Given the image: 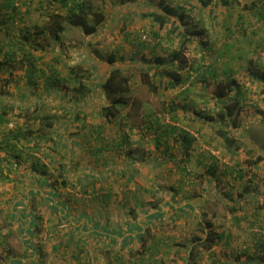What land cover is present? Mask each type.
<instances>
[{"label":"rangeland","instance_id":"obj_1","mask_svg":"<svg viewBox=\"0 0 264 264\" xmlns=\"http://www.w3.org/2000/svg\"><path fill=\"white\" fill-rule=\"evenodd\" d=\"M93 1L97 6L102 5L100 8L103 9L107 18L97 35L86 38L79 28L66 22L67 30L65 34H62L61 41L56 44L57 47H51L55 40L51 35V40H42L43 49H48L49 52V61L52 66L50 70H56L59 74L56 76L59 78L58 87L52 88L55 92H47V94L41 92L43 88L46 90L48 79L43 74L42 63L38 59L35 60L39 66L37 74L34 75L35 82L31 83L25 78V69L29 64L20 57L29 58L30 55H34L32 48L28 49L30 55L26 57L24 55L27 53L26 47L18 46L19 59L17 58L16 61L15 57L10 59L9 53L5 55L1 51L0 59L7 57V62L3 70H0V101L14 107V111H11L8 116L11 120L6 129L18 125L25 131H32L33 135H37L40 130L48 135L42 140L44 154L41 153L40 159L48 166L47 171L51 174V181L54 182L52 187L55 190V200L60 203L67 199L70 211L68 215H72L75 220L78 218L76 211L78 206L74 204H79L78 198L82 202L89 200L90 197L85 198L79 192L80 190H77V186L72 183L76 180L74 177L78 175V182L82 183L87 181L95 183L101 177L105 181L112 180L113 176L122 178L118 174L115 175L111 167H101L99 163H105L104 159L107 160V157L97 162L99 170L95 173L92 171L93 168L90 169L91 167H87L88 171L82 168V162L92 160V150L101 148L102 143L108 145V149H114L111 150L113 155H110V158L112 159L119 158L120 154H126L135 148L148 152L154 148L160 149V157L164 158L166 155L170 157L166 160L164 158L163 161L169 165L168 167L174 169L172 174L169 173V177L164 178H170L171 184L177 183V186H180L178 192L173 195L174 198L171 199L181 202L186 198L200 197L203 200L202 206L194 211L185 210L184 213L169 212L165 220L153 224L148 236L142 239V246L149 245L143 254H138L137 245L125 249L118 247L113 254L111 250H107V247L98 246L99 250L108 251L111 255L109 261L107 258L101 260L100 254H95L94 249L80 244L82 246L78 251V246L72 244L73 239L70 242V236H73L71 234L75 233L72 227L67 229V233L62 237L58 232V218L61 217V212L54 210V207L50 206V201L43 200L41 195L35 198L27 197L29 192L27 189L30 186L25 181H28L31 176L28 174L31 160L24 161L21 157L16 168L9 171L5 151L1 148L0 165L6 171L8 179L0 181V229L2 233H9V229L12 232L5 241L3 239V244H0V249H4L5 252H0L3 255L7 252L12 256L22 255L25 252L28 243L20 229L24 227V224L28 226L29 216L25 215L23 222L16 220L10 228L6 225L9 221V212L15 209V202L25 197L29 209L37 218V226L40 227L39 232L36 231L29 239L42 248L44 256L40 261L41 264H264V210L257 211L258 202L252 198L259 191H263L261 196L264 197V160L256 165L248 162L256 158L261 150L264 151V81H260L255 72L260 68L259 65L264 66V19H259L258 16V9L263 8L264 0H235L238 3L232 2L231 5H225L222 0H212L208 5L203 4V0ZM246 3H255L256 8L245 7ZM12 4L18 10L26 6L42 8L41 12L3 14L8 19L12 17L19 20L16 24L17 28L23 30L28 26L34 28L36 27L34 25L43 24L49 19L45 9L52 11L59 7L56 0H12ZM157 4H166L175 13V15H169V20L164 26H160L153 17L144 15L148 10L159 9L155 6ZM0 5L1 7L6 5L5 0H0ZM179 15H182V21L184 25H188L187 28L190 31L196 29L203 32L191 34V40L185 43L184 36L175 29L178 24L183 26V23L178 20ZM191 22L197 25L194 26ZM26 30L30 31V29ZM13 33L16 31L12 30L11 35ZM11 35L1 41L4 49L7 47L13 49L10 47ZM227 45L229 51L231 50L230 53L225 51L226 48L222 50ZM220 50L225 55L219 57ZM84 51H88L90 62H80ZM176 53H180L181 62L168 63L167 67L178 71L183 80L174 88L167 89L164 88V84L168 77L161 79L156 74L152 62L149 61L158 56L165 57L169 61ZM64 57H69L78 64V72L73 73L74 76L70 75L66 69L67 66L62 62ZM109 57L114 58L111 61L112 65L120 67L123 75L131 76V88L125 96L126 103L122 106L119 115L122 121L105 122L103 138H94L97 132L93 133L91 129L94 128L96 120L101 117L106 120L103 106L111 103V99L118 95L114 93L110 95L104 91L100 104L94 110L97 117L94 124V118H92L94 113L88 116L78 109V116L83 117L84 120L74 121L71 125L69 124L70 126H56V132H60L58 136L55 134V128L51 130L42 126L35 117L38 112L41 113V110L44 114L61 115L58 107L65 102L67 106H70L69 102H73L74 97L77 99L78 96V102L79 98L89 101L91 89L95 88V81L98 79V71L94 63L98 58L106 62ZM31 58L29 60H32ZM147 72L150 75H156L154 77L160 87L159 91H154L148 84ZM81 76L88 90L85 93L77 90ZM229 81L232 83L233 90L229 91L228 96L218 98L216 93L222 89L227 90L224 84ZM27 85L31 86L30 95L21 96L20 90L25 87L29 89ZM184 98L188 100L186 106L189 109V117L182 108L175 115L180 123L179 130L187 129L194 136L191 146L192 154L187 164L190 169L186 171V174L180 171V162L184 154L173 145L176 142L173 137L169 139L162 134V137L154 143L148 137L154 133L155 123L166 121L168 115H172L164 112L169 108V103L174 102L176 106H182ZM240 104H243L241 112L244 121L241 129L243 136L238 139L237 145L240 147L242 143L243 146L238 148L232 145L231 148H227V143L219 133L220 127L229 129L233 133L240 132V126L230 129V125H234L235 113L223 120L220 109L230 107L232 112L237 109L240 112ZM18 106L25 110H21ZM39 108L42 109L38 110ZM17 113L26 116L17 117ZM145 123H147L146 128ZM162 127H164L163 124L157 129ZM83 133L86 138L93 136L95 140L94 142L92 139L84 140L87 143L86 153L78 156V160L74 159L75 162L78 161V167L74 163L71 164V169L78 170V174L70 173L67 180L59 168L62 162H66L65 156L74 151L76 144L73 147V141L79 139ZM60 136L63 139L60 140ZM126 137L129 138L128 142H125ZM102 148L104 149L101 152L106 154L107 147ZM249 150L251 152H248ZM149 161L157 163L155 158H150ZM209 165H214L215 175L208 172ZM138 171L147 183L153 179V170L150 166L147 167V174L142 175V171ZM157 183L159 188L163 189L165 185H168L165 181H157ZM165 191L169 193L166 197L172 195L170 189H164V193ZM41 192L43 193L44 190ZM242 193H244L243 196H241ZM118 195L111 196L107 204L109 206L104 205L103 199L100 198L95 202H100L102 207L109 209L111 204V207L119 212L118 208L123 205L124 198ZM90 202H85L83 205ZM150 202L153 201L150 200ZM231 202L236 203V211H232ZM111 212L109 215L114 217L116 213L113 210ZM237 216H240V224L235 223ZM207 220L213 223L214 231L221 233L216 237L217 240L211 249H206L193 240L195 235L199 237L207 235L199 223V221L205 223ZM152 233L155 237L151 235ZM160 237L163 240L159 245V251L153 255L152 245L157 243V238L160 239ZM73 243L78 244V241ZM55 244H58L56 249ZM58 248L59 252H57ZM116 254L119 258H116ZM3 263L5 260L0 256V264Z\"/></svg>","mask_w":264,"mask_h":264},{"label":"trees","instance_id":"obj_2","mask_svg":"<svg viewBox=\"0 0 264 264\" xmlns=\"http://www.w3.org/2000/svg\"><path fill=\"white\" fill-rule=\"evenodd\" d=\"M56 1L59 4V7L57 10L49 11L45 9V12L46 11L48 12L47 14L49 16V19L42 28V31L44 30L45 33L51 35L55 40L60 39L61 34L66 29V24H65L66 22L73 25L76 28H79L80 32L83 34L84 37L90 38L98 34L102 23H104L107 20L105 12L103 11V9L100 8L102 5L97 6L93 0H56ZM211 1L212 0H203L202 2L203 4L208 5ZM222 1L225 5H231L232 2H234L235 4L238 3V1H235V0L233 1L222 0ZM5 4L11 7L12 10L14 11L17 10V7H15L12 4V0H5ZM4 6L5 5H2V7ZM155 6L159 9H154L152 11L148 10V12H146L144 15L153 17L154 20L159 22L160 26H164L169 20V17H170L169 15H175V13H173V11H171V8L167 6L166 4H157ZM244 6L251 8V9L256 8L255 3H251V4L246 3ZM0 10H1V5H0ZM258 16H259V19H264V5H263V8L258 9ZM178 20L181 23H183L182 15H179ZM8 22H9L8 17L3 16V14H0V32L2 31L3 25ZM191 24L194 26L197 25V23L193 24L192 22ZM187 26L188 25L187 24L184 25V23H183V26L182 24H178L175 26V29L178 31V33L184 36L185 43H188V41L191 40L190 39L191 34L193 33L201 34L203 32V31L196 30V29H194L195 31H190V29L187 28ZM27 32H28L27 30H21L20 34L25 35V37H23L21 40L19 39V41H15V43L17 42L23 43V41L29 42L31 40V36L30 34H27ZM34 45L36 46L35 42H34ZM224 49L228 53L231 52V50L229 51L228 45L227 47H224L222 50ZM222 50L219 51V57L222 55H225V53H222ZM1 51H3L4 53V48L2 47L1 37H0V56H1ZM31 57L33 56L30 55L29 58H27L29 66H27L26 70H27L29 81L33 83L35 82L34 75L37 71V64L34 62L35 57L34 58H31ZM30 58L32 60H29ZM113 60H114L113 57H109L108 60L105 62L104 60L102 61V59L98 58V61L94 63L98 71V76H97L98 79L95 81L96 82L95 88L93 87L91 89V91H93V95H92L93 103H90L91 102L90 99H88L89 101H87L88 103L94 106V105L100 104L102 93L104 91L107 92L108 94L110 93V95L111 93L118 94L116 98L111 99V103L105 104L103 106V114L106 116V120H105L106 122H115L121 117L119 115L121 113L122 106L124 105V103H126L125 96L127 95V93H129L130 88H131L130 86L131 76L123 75L122 73L123 71L120 70V67H115V65H112L113 63L111 61ZM181 60H182V57L180 53H176L175 55H173L172 58L169 59V61H167L165 57H161V56L155 57L154 60L149 61V62H152V65L155 68L156 74L161 79L162 77H165V76L168 77L166 80V84H164V88H167V89L174 88L175 86H177L178 84L182 82L183 79L180 73L176 71L174 68L170 69L167 67L168 63L181 62ZM88 61L90 62V55H88V51H84L81 54L80 62L87 63ZM5 62H7V57L6 59L5 58L0 59V70H3L5 66ZM259 67L260 68L255 71L256 75L260 81H264V66L259 65ZM71 71L73 73H77L78 65H75L74 67L72 66ZM49 72L53 74L49 73V75L46 77L48 79V81H46V88L48 89V92H55V90H53L52 88H54L55 86L58 87L59 78H57L56 76L59 74L56 70H52ZM146 76H147V82L148 84H150V87L154 91H159L160 87L159 85H157L156 83L157 81H155V77H154L156 75H150L147 72ZM84 83L85 81H83L82 76L79 77V87H77V90L79 92L84 91L83 93H85L88 91ZM233 83H234V80H233ZM28 86L31 87L30 85ZM224 86L227 88V90L222 89L218 91L216 93V96L218 98L222 99L228 96L229 91L231 92L233 90L231 81L225 83ZM240 94H242L241 89H240ZM0 106L2 108L0 110V150L2 148L5 151V154H6L5 160H7V164H8L7 169L10 171L14 169V167L16 168V166L18 165L17 163L19 162V158L21 157L23 158L24 161L31 160L30 167H29L30 170L28 173L31 176L29 178L27 177L28 181H25V183L31 187V189L27 193V197L35 198L36 196L41 195L43 200L46 199L47 201H50V206L54 207V210H57V211L66 210V206H61L56 200L54 201V199L52 198V197H55V190L52 187V184L54 182L51 181V174H49L47 171L48 166H46L43 162H41V159H40L42 154H44V148L42 147L43 146L42 140H44L45 137L48 135L45 134L42 130H40L37 133V135H33L32 131H29V132L25 131L23 127H19L18 125L14 128L11 127V128L6 129V126L11 120V118L8 116L11 113V111L12 112L14 111L13 110L14 107L13 105L5 103L4 101H0ZM19 108L23 111L25 110V109H22L21 107ZM181 108L184 112L189 111L186 105L176 106L174 102H170L169 108L164 110V112L165 114L166 113L172 114L171 116L176 118L175 114H177V112ZM242 108H243V104H240V112L238 109L235 112H232V109L230 107H225V108L220 109V112H221L220 116L223 120H225L228 117H231L235 113V117L233 119L234 125H230V129H234L233 127L238 128L240 126V132L236 131L233 133H231L229 129L225 130V129H221L222 127H220L219 133L223 137L225 143H227L226 145L227 148H231L232 145H235L238 148H241V146H243L242 143H240V147L239 145H237L238 139H240L241 136H243V132L241 131L243 122H244L243 117H241ZM41 109L42 108H39L38 110H41ZM40 112L41 113L38 112L35 115V117H37V119L40 121L42 126L48 127L51 130H54L55 128V132H56V119L60 115L48 114V113L44 114L42 110ZM239 115H240V120H239ZM23 116H26V115L17 113V117H23ZM103 131H104L103 126H100V129H98L100 136H101V133H103ZM176 131L178 132V134L174 136L175 141H176L174 142V146L178 151L184 154V157L181 159L180 164L181 166L185 167V165L188 164L190 156L192 154L191 146L193 143L194 136L190 133V131L186 129H181L180 131L178 128H175V127H171V129L165 131V133L168 134L166 136H168V138L170 139L172 138V136L170 135L177 133ZM55 134H57V132ZM248 152H251V151L249 150ZM43 156L45 157V155ZM262 160H264L263 150L260 151V153L257 155L256 158L250 159L248 162L252 165H256ZM66 165H67L66 162H62L60 171L63 174V176L68 180L70 175L66 169ZM208 172L210 174L215 175L214 165L208 166ZM239 174L241 175V172H239ZM7 179H8V175L6 174V171H4L0 165V181L7 180ZM42 190H44L43 193L41 192ZM85 191L89 192L88 189H86ZM51 192L53 194H51ZM262 192L263 191H259L252 196V198H254V201L258 202V204H256L257 211L261 209L264 210V197L261 196V194H263ZM243 195L244 193H242L241 196ZM186 199H189V198H186ZM202 202L203 200L200 197L198 199H194V202L191 203L193 209L196 208V210H198L199 208H201ZM154 204L156 205L157 203H154ZM231 204H233L231 208L232 211H236L237 209L235 205L236 203L231 202ZM67 209L69 211V208ZM131 210L133 213H136L135 211L136 208H133ZM16 212H19V213L16 214ZM203 214L206 215L205 212H203ZM25 215L26 217L28 216L31 217V221H29V223L27 221L28 226L23 223L24 227H21L22 229H20V231L23 233L26 239V242L28 243L27 247L25 248V252L22 255L12 256V255H9L7 252H6V255H3L2 253L5 251L4 249L2 250L0 249V251H2V253L0 252V256L1 258H3V260H5V263L3 264H41L40 261L42 260L44 256L42 248L40 245H35L34 243H32V240L29 239L32 234L36 233V231L39 232L40 227L37 226L38 225L37 218L35 217V214L33 213V211L29 209L28 203L26 202L25 197L20 200L18 199V201L15 202V209L12 212H9V221L6 222V225H8L7 227L10 228L13 226L12 224L15 223L16 220L23 222L22 219L25 218ZM63 219L65 218L64 217L58 218V226H59L58 232L62 235V237L67 233V229L69 228V225H70L69 223H66V221H64ZM236 222L240 224V216H237V221H235V223ZM199 223L200 225H202V229L205 230L207 235L205 237H199L195 235L193 237L194 242L198 243V245H202V247L206 249L213 248L217 240L216 237L220 236L221 233H218L212 229L213 223L211 222V220H207L205 221V223L199 221ZM207 228L208 230H206ZM11 232H12L11 229H9V233H2V230L0 229V244H3V239L5 241V239H7V237L11 234ZM145 232H146L145 237H147L150 232L149 226H147ZM151 235L155 237L154 233H152ZM143 237H144V234L141 236L139 241H141ZM162 240L163 239L160 237V239L157 238V243L156 242L153 243L152 245L154 247L153 255L155 253H158L159 245H161ZM57 245L58 244L54 245L55 249L58 247ZM136 245H137V250H139L138 254H143L144 252H146L145 249L149 247V245H147V247L142 246V244L138 243V241L134 246ZM59 248H60V245H59ZM59 248L57 252H59ZM115 256L116 258H119L117 254Z\"/></svg>","mask_w":264,"mask_h":264},{"label":"crops","instance_id":"obj_3","mask_svg":"<svg viewBox=\"0 0 264 264\" xmlns=\"http://www.w3.org/2000/svg\"><path fill=\"white\" fill-rule=\"evenodd\" d=\"M4 7H5L4 9L1 7L0 14L19 15L20 13L27 14V13H33V12H38V11L41 12L40 10L42 9L41 7L39 9L37 6H34V7L26 6L22 8L21 10L17 9L16 11H14L11 9V7L7 5H5ZM18 21L19 20H15L11 17L9 18V22L4 24L2 27V31L0 32L1 41L6 36H10L12 30H14V32L16 31V33H13V35H11L12 40L10 43L11 44L10 47L13 49H8L7 47L4 49V53L6 55L9 53L10 54L9 58L12 59V57H15V61H16V59L18 58L17 56L19 52L17 50L18 46L26 47L25 51L27 53L25 54L24 52H22L24 53L26 57L30 55V51L28 49L32 48L33 49L32 52L34 53V55L32 56L35 57V60L38 59L39 61H41L40 62L42 63L41 70L43 71V74L45 75V77H47L50 73L49 71H51L50 68H52V66H51V62L49 61L50 58L48 55L49 54L48 49H43L42 40L45 39L49 41L50 35L45 33L44 30L42 31V28L44 24L48 21V19L44 21L43 24L34 25L36 26L34 28H32V26H28L26 29L28 30L30 29V31L33 32L34 34L32 35V33L28 31L27 34H30L31 40L29 42L23 41V43H20V42L15 43V41H19V39L21 40L23 37H25V35L20 34V31L23 29L17 28L18 25L16 24L18 23ZM66 30H67V27L63 32L64 34ZM62 34H61V37H62ZM19 35H21V37H19ZM60 41H61L60 39L54 40L51 47L53 48L57 47L56 44ZM34 42L36 43V46L34 45ZM20 58H23V60L28 61L27 58H24V57H20ZM46 58H47V61H46ZM48 62H50V64H48ZM62 62L67 66L66 69L70 73V75L74 76L73 72L71 71V68L72 66L74 67L75 65H78V64H76L74 60L70 59L69 57L68 58L64 57L62 59ZM38 68L39 66L37 65V69ZM35 74H37V72ZM24 76L28 80V74H27L26 69H25ZM20 91L22 94L21 96L25 94L26 97H28V95H30L31 93L30 87L29 89L25 87ZM41 92L47 94L48 89L46 88L45 90L43 88ZM76 94L78 95V91L76 92ZM92 95H93V91H91V97H90L91 102L90 103H93ZM82 99L83 98H79V102H78V96H77V99H75L74 97L73 102H69L71 104L70 106H67L65 102L61 106L58 107L60 108L61 115L58 116L57 118L58 123L56 124V126L58 127H60L61 125L70 126L72 123H74V121L84 120L83 117L78 116V109L79 111L82 110L88 116L94 113L92 118H94L93 124L95 123V119L97 117H96V113L94 112V110H96V106H98L99 104L93 106L92 104L88 103L87 101H83ZM182 104L183 105L188 104L187 98H184L182 100ZM70 111H72L71 114L69 113ZM185 113L189 117V112L187 111ZM177 118H174L171 115H168V118L166 121L165 120H163V122L158 121L154 125L155 126L153 130L154 133H152L148 137L154 143V141H158V139L162 137V134H164L166 137V135L168 134L165 133V131L171 129V127H175L179 129L180 127L178 126L180 123L177 120ZM103 120L104 118L101 117L97 119L96 123L93 125L94 128L91 129V131L93 133L97 132L96 135H94V138L95 137L103 138L102 137L103 133H101V136H100L98 132V129H100V126L105 125L106 121L105 120L103 121ZM118 120L122 121V118L120 117ZM117 121H115L114 123H116ZM162 124L164 127L157 129V127L159 126L161 127ZM146 127H147V123H145V128ZM57 134L60 135V132H57ZM177 134L178 132L170 136H172L175 139L174 136ZM61 137L62 136H60V140L63 139ZM94 138L93 136L92 138H86L85 134L83 133L79 139L77 138L75 141H73L72 146L75 147V144H76L74 151H72L70 155L65 156L67 159L66 169L69 174L70 173L78 174V170L71 169V164L74 163L78 167V164H77L78 161L75 162L74 159L78 160V156H82L83 154L86 153L87 143L84 140L89 141L92 139V142H94L95 140ZM128 140L129 138H127L125 142H128ZM100 146L102 147L104 146L105 148L107 147L106 154H103L101 152V150L104 149L102 147L96 150L95 149L92 150L91 154H92L93 159L82 162L83 163L82 168L87 169V167H91L90 169L93 168L94 170L92 169V171H94L95 173L96 171L99 170V168L97 167L98 166L97 162L107 157V160L104 159L105 163H102V162L99 163L101 164V167L102 168L111 167L115 175L118 174L122 178L118 179L117 177L113 176L112 180L105 181L104 178L101 177L100 180H98L95 183L88 182V181L82 183V182H78V175L76 176V178L74 177V179L76 180L72 182L73 185L77 186V190L79 189L80 190L79 192H81V194L85 198L90 197L89 200L82 201V202H81V199L78 198L79 204L78 205L76 203L74 204L75 206H78L76 210L78 212L77 220H75L72 217V215H68L70 211H68L67 209L69 208V203L67 199L63 200L64 202L60 201L59 203L61 206H66V210L60 211L61 212L60 215L61 217H64L63 216L64 214L67 215L64 217L65 219L63 220L66 221V223H69L70 224L69 228L72 227L73 231L75 232L71 234L73 236H70L69 240L70 242H72V239H73V242L78 241V244H74L72 242L73 245L78 246V251H79V248L84 244L86 245V247L94 249L93 251L95 252V254H100L101 260H106L107 258V261H109L110 259L109 257H111V255L108 254V251L105 252L104 250L103 251L101 249L99 250L98 246L100 248L107 247V250H111L112 254H113V251L118 247H121L122 249L130 248L131 246L133 247L137 243V241L140 244L143 242L142 240L139 241V239L141 238L143 234L144 236L146 235L145 231H146L147 226L151 227L153 224L158 223V221L160 222L162 220H165L166 215L169 214V212H171L172 214V212H176V211H181V213H184V211L188 209H190L191 211L196 210V208L193 209L192 204H191L192 202H194V199L193 200L186 199L181 202H177L176 200L171 199V198H174L173 195L175 194V192H178L180 186H177V183L171 184L172 181L171 182L169 181L170 178L168 179L167 177L164 178L165 176H168V175L170 176L169 173L172 174L174 169L173 167H168L169 165H166V162L162 161L163 158L162 156L160 157V154H159V151L161 152L160 149L154 148L148 152L144 149L143 151H139L137 148H135L133 151H129L126 154H122V155L120 154L119 158L115 157L112 159L110 158V155H113L112 154L113 152H111V150H114V149H108L109 146L106 144L104 145L103 143L100 144ZM150 158H155L157 160V163L149 161ZM164 158L166 160L170 157L166 155ZM160 161H162V163ZM149 166L153 170L154 180L151 179V181L147 183V180L144 177L140 176L138 170L142 171V175L143 173L147 174V167ZM180 168H181L180 171H182V173H185V174H186V171L190 169L188 165H185V167L180 166ZM173 175L171 176V178L173 177ZM157 181L159 182L165 181V183H168V185L164 186V189L171 190L172 195L170 197H166V195H168L169 193L167 191H165L164 193V189L161 187L159 188ZM30 189L31 187H29L27 190H30ZM86 189H88L89 192L85 191ZM99 192L101 193L99 194ZM51 194L53 193L51 192ZM115 194H119L118 196H120L121 198H124V201H122L123 205H120V207L118 208L119 212H117V209H113L111 207L112 205L110 204V209L113 210L114 213H116V215H114L113 217L112 215H109L112 212L108 207H105V206L102 207L100 205V202L97 203L95 202V200H99L98 198H100L101 200L103 199L102 200L103 204L106 206H109L107 205L108 200L111 199L112 198L111 196ZM78 196H79V193H78ZM52 198L55 201L56 197H52ZM72 199H75V198L72 197ZM150 200L153 202H150ZM89 201L91 202L85 204V205H89L88 207L83 205V203L89 202ZM154 203H157V204L155 205ZM133 208H136L135 210L136 213L132 212L131 209ZM118 213L120 215H118ZM29 221H31V217H29L28 223ZM109 247L111 249H109Z\"/></svg>","mask_w":264,"mask_h":264},{"label":"built area","instance_id":"obj_4","mask_svg":"<svg viewBox=\"0 0 264 264\" xmlns=\"http://www.w3.org/2000/svg\"><path fill=\"white\" fill-rule=\"evenodd\" d=\"M144 37H146V36H144Z\"/></svg>","mask_w":264,"mask_h":264}]
</instances>
